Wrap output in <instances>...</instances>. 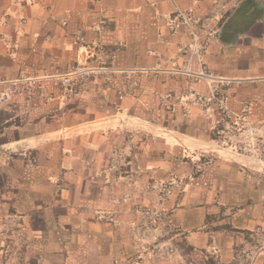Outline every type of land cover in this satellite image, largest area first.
Instances as JSON below:
<instances>
[{
    "label": "crops",
    "instance_id": "crops-1",
    "mask_svg": "<svg viewBox=\"0 0 264 264\" xmlns=\"http://www.w3.org/2000/svg\"><path fill=\"white\" fill-rule=\"evenodd\" d=\"M101 14L141 88L0 97V264H264V164L218 139L245 105L264 133V0H0V94L93 64L77 32L92 43ZM179 15L231 82L227 114L194 102L211 84L185 73Z\"/></svg>",
    "mask_w": 264,
    "mask_h": 264
},
{
    "label": "built area",
    "instance_id": "built-area-1",
    "mask_svg": "<svg viewBox=\"0 0 264 264\" xmlns=\"http://www.w3.org/2000/svg\"><path fill=\"white\" fill-rule=\"evenodd\" d=\"M183 24L190 36V42L185 44L181 53L185 57V73L196 80L210 81V96L208 98L197 97L196 104H214L219 107L223 114L229 111L226 104L225 91L231 82L221 79L209 72L203 61V53L209 46L201 30L196 27L192 15H179L172 21L173 27ZM110 30V22L105 14H101L94 31L95 37L92 43L87 45L82 31L77 32V39L81 45H86L88 56L93 64L77 65L72 70L55 78H33L21 75L18 79L6 81L8 88L0 94L2 100L11 96L22 95L27 100L35 97L42 98L45 102L68 103L79 93L80 88L89 81H98L104 87L115 90L121 96L134 95L141 88L142 75L145 71L140 69H128L118 65V53L110 49L106 42V33ZM198 64V70L192 67ZM249 105H245L242 111L236 115L237 124L244 131V135L254 137L258 132L249 121Z\"/></svg>",
    "mask_w": 264,
    "mask_h": 264
},
{
    "label": "rangeland",
    "instance_id": "rangeland-1",
    "mask_svg": "<svg viewBox=\"0 0 264 264\" xmlns=\"http://www.w3.org/2000/svg\"><path fill=\"white\" fill-rule=\"evenodd\" d=\"M243 132L244 131L237 124V121H235L234 124H230L229 120H223L218 131V139L222 140L223 142L227 140V142H231V144L242 147L240 150L243 153L252 156L258 162L264 164V133L260 131L257 132L254 137H252L244 135ZM256 243L258 248H261L259 247L260 241ZM240 264H246V262H240Z\"/></svg>",
    "mask_w": 264,
    "mask_h": 264
}]
</instances>
